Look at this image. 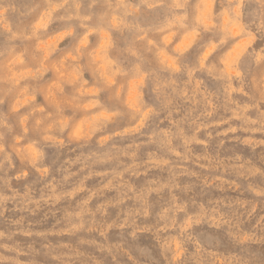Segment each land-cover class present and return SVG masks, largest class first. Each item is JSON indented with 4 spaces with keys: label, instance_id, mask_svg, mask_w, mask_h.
<instances>
[{
    "label": "clouds",
    "instance_id": "1",
    "mask_svg": "<svg viewBox=\"0 0 264 264\" xmlns=\"http://www.w3.org/2000/svg\"><path fill=\"white\" fill-rule=\"evenodd\" d=\"M0 264H264V0H0Z\"/></svg>",
    "mask_w": 264,
    "mask_h": 264
}]
</instances>
